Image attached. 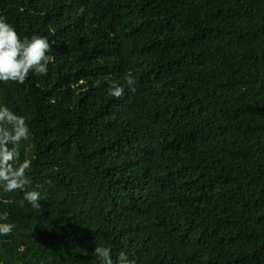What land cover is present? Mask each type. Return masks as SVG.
<instances>
[{"label":"trees","instance_id":"16d2710c","mask_svg":"<svg viewBox=\"0 0 264 264\" xmlns=\"http://www.w3.org/2000/svg\"><path fill=\"white\" fill-rule=\"evenodd\" d=\"M0 16L57 60L0 82L32 161L25 190L0 185V264H100L96 246L114 264H264V0H0ZM108 162L135 167L145 201L109 193Z\"/></svg>","mask_w":264,"mask_h":264},{"label":"clouds","instance_id":"9594fccd","mask_svg":"<svg viewBox=\"0 0 264 264\" xmlns=\"http://www.w3.org/2000/svg\"><path fill=\"white\" fill-rule=\"evenodd\" d=\"M50 50L51 44L47 37L33 35L31 38L27 36L21 38L14 26L7 22V17L0 16V82L24 84L33 73L46 75L48 65L57 62L54 55H49ZM84 78L85 76H81L78 80H74L66 76L59 79L57 84L59 87L64 84L71 87ZM125 81L128 87L135 91L136 81L131 73L125 77ZM63 89L66 91L65 86ZM110 95L117 99L122 97L124 87L112 81ZM29 136L30 129L26 118L15 114L7 106L0 107V185L5 192L25 190L31 184L28 173L32 168V161L24 159L20 162L18 151L21 141H27ZM188 169L192 172L199 171L198 164H192ZM198 175L197 179L201 177L202 171H199ZM107 180L110 181L109 193L118 195V201L139 204L147 198V180L140 176L131 163L116 166ZM24 200L35 209L42 208L39 191H24ZM0 220L7 221V213L0 216ZM14 227L15 225L9 222L0 223V235H9ZM94 255L99 258L100 264H114L109 247L96 246ZM118 260L120 264H134V261H130L124 252L119 254Z\"/></svg>","mask_w":264,"mask_h":264},{"label":"crops","instance_id":"0c3cea01","mask_svg":"<svg viewBox=\"0 0 264 264\" xmlns=\"http://www.w3.org/2000/svg\"><path fill=\"white\" fill-rule=\"evenodd\" d=\"M107 164V166L109 167V169H110V174H113V172L115 171V167H111V165H110V163L108 162V163H106ZM107 181V179L103 182V185H104V183ZM102 185V186H103Z\"/></svg>","mask_w":264,"mask_h":264}]
</instances>
